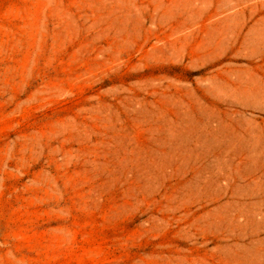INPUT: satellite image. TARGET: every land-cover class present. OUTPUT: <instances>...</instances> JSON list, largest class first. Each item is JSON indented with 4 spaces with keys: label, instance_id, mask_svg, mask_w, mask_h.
<instances>
[{
    "label": "rangeland",
    "instance_id": "1",
    "mask_svg": "<svg viewBox=\"0 0 264 264\" xmlns=\"http://www.w3.org/2000/svg\"><path fill=\"white\" fill-rule=\"evenodd\" d=\"M0 264H264V0H0Z\"/></svg>",
    "mask_w": 264,
    "mask_h": 264
}]
</instances>
